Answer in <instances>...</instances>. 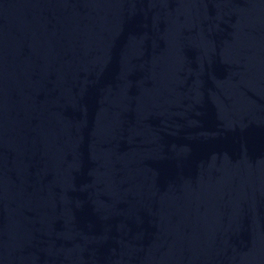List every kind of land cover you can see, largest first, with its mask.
<instances>
[{
	"label": "water",
	"instance_id": "obj_1",
	"mask_svg": "<svg viewBox=\"0 0 264 264\" xmlns=\"http://www.w3.org/2000/svg\"><path fill=\"white\" fill-rule=\"evenodd\" d=\"M0 264H264V0H0Z\"/></svg>",
	"mask_w": 264,
	"mask_h": 264
}]
</instances>
